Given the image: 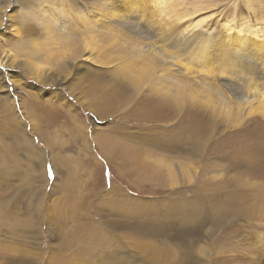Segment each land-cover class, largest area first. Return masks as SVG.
<instances>
[{
  "label": "rangeland",
  "instance_id": "1",
  "mask_svg": "<svg viewBox=\"0 0 264 264\" xmlns=\"http://www.w3.org/2000/svg\"><path fill=\"white\" fill-rule=\"evenodd\" d=\"M0 22L29 145L0 264H264V0H0Z\"/></svg>",
  "mask_w": 264,
  "mask_h": 264
},
{
  "label": "bare ground",
  "instance_id": "2",
  "mask_svg": "<svg viewBox=\"0 0 264 264\" xmlns=\"http://www.w3.org/2000/svg\"><path fill=\"white\" fill-rule=\"evenodd\" d=\"M0 25H1V22H0ZM17 50L19 51L20 49H17ZM0 64L7 66L6 61L3 62L1 60ZM0 76L1 78H3L1 73H0ZM2 82L4 83V81ZM11 82H13V88H14L16 86L15 81L12 80ZM5 89L7 90V86H5ZM5 101H6L5 97H0V175L4 182L8 180L10 181L12 178L19 177L20 173L24 170L23 169L24 155H25L26 147L29 146L27 145L28 143L26 140L24 129L18 128L19 126L17 127V123L15 125L13 124L14 126L11 125V119L10 120L8 119L9 113H8L7 105ZM19 110L20 109L18 108L17 111L19 112ZM47 138L49 139V137ZM46 143H49V142L47 141ZM33 152H34L33 156L34 155L38 156L37 154L38 152H36V150L31 148V154ZM63 162L67 164V160H64ZM22 186H23V183H22Z\"/></svg>",
  "mask_w": 264,
  "mask_h": 264
},
{
  "label": "crops",
  "instance_id": "3",
  "mask_svg": "<svg viewBox=\"0 0 264 264\" xmlns=\"http://www.w3.org/2000/svg\"><path fill=\"white\" fill-rule=\"evenodd\" d=\"M49 134H50V132H49ZM49 134H47L46 136L49 137L50 140H49L47 137H45V138H46V141L49 142V143H48L49 148H53L52 145H53V146H56V145L53 144V142H52V138L49 136ZM50 141H51V142H50ZM64 160H66V159H64ZM65 164H66V163H65Z\"/></svg>",
  "mask_w": 264,
  "mask_h": 264
},
{
  "label": "clouds",
  "instance_id": "4",
  "mask_svg": "<svg viewBox=\"0 0 264 264\" xmlns=\"http://www.w3.org/2000/svg\"><path fill=\"white\" fill-rule=\"evenodd\" d=\"M18 14L21 15V16H25V15H28V10L26 9H19L17 10Z\"/></svg>",
  "mask_w": 264,
  "mask_h": 264
}]
</instances>
